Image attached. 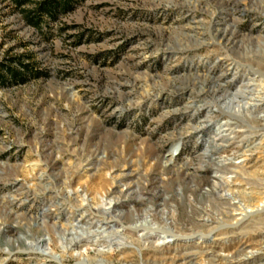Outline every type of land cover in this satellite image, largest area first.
Listing matches in <instances>:
<instances>
[{"label":"rangeland","instance_id":"rangeland-1","mask_svg":"<svg viewBox=\"0 0 264 264\" xmlns=\"http://www.w3.org/2000/svg\"><path fill=\"white\" fill-rule=\"evenodd\" d=\"M39 1L0 0V264H264V0Z\"/></svg>","mask_w":264,"mask_h":264},{"label":"trees","instance_id":"trees-1","mask_svg":"<svg viewBox=\"0 0 264 264\" xmlns=\"http://www.w3.org/2000/svg\"><path fill=\"white\" fill-rule=\"evenodd\" d=\"M12 1L17 6H20L29 0ZM70 9H72V0H40L36 3V6L32 10L28 11L25 17L29 24L39 27L44 17L54 19L58 16V14ZM6 74L9 75V78L12 79V81L23 82L27 76L33 75V68L30 65L24 64L22 69H12L10 66H4V64H0V86L4 85L8 80L6 78Z\"/></svg>","mask_w":264,"mask_h":264},{"label":"bare ground","instance_id":"bare-ground-1","mask_svg":"<svg viewBox=\"0 0 264 264\" xmlns=\"http://www.w3.org/2000/svg\"><path fill=\"white\" fill-rule=\"evenodd\" d=\"M173 152H171V153H173ZM170 156L172 157L173 154H170ZM35 166H36V164H33L31 169L33 170L35 168ZM68 194H69V192H68ZM99 203H100V205H104L105 204L103 202V198H101L99 200ZM134 229H136V228H134ZM146 229H151V231L149 233L155 234L156 239L158 241H160V242L166 238V235H167L166 233H170L169 230L168 229L166 230L165 228H162V229H159L158 228L156 231H152L154 229L151 228L150 226L149 227L146 226V228H142V230H146ZM40 241H44V243L39 245L38 243H40ZM40 241L39 240H36V241H32L31 240V241H29V243H28L29 244L28 245V249H30V251L31 250L36 251V252H38V254H40L42 256H50V257H52V254H55L56 252L55 251H52V249L50 248V246L48 244V240H46L45 238H43V240H40ZM5 250L8 251L7 249H5ZM8 252H10V251H8ZM56 260H58V259L56 258Z\"/></svg>","mask_w":264,"mask_h":264}]
</instances>
